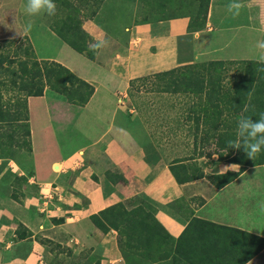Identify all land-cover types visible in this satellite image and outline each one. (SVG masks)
Segmentation results:
<instances>
[{
    "label": "crops",
    "instance_id": "obj_1",
    "mask_svg": "<svg viewBox=\"0 0 264 264\" xmlns=\"http://www.w3.org/2000/svg\"><path fill=\"white\" fill-rule=\"evenodd\" d=\"M20 2L23 18L26 0ZM241 2L244 7L240 15L233 16L226 10L230 0H210L204 28L192 33H188L186 17L166 22L158 35L151 25L135 26L141 42L131 52L136 53L134 57H140L142 49L172 58L173 63L155 72L127 75L124 90L134 78L185 65L178 61V45L184 39H191L195 58L264 63L256 48L257 42L264 41V0ZM94 25L90 22L83 28L92 34ZM233 46L244 53L229 52ZM254 51L255 58L250 55ZM129 56L130 53L126 66ZM105 71L114 73L111 69ZM81 79L96 84L91 79ZM97 86L99 83L85 106L72 105L79 110L77 132L64 136L56 156L37 158L32 146L28 171L12 158H0V264H48L52 245L65 247L72 255L88 253L97 264H125L117 232L103 215L113 206L124 210L126 202L133 198L149 203L156 220L174 239L181 236L193 218L264 239V164L239 165L237 171L210 173L208 180L204 175L178 183L170 171L173 160L147 158L150 135L135 111L118 105V91L101 93L104 100L108 93L116 98L113 108L95 105ZM33 98L43 96L29 98L28 104ZM58 169L61 172H55ZM221 177L223 183L219 182ZM50 184L59 187L62 197L58 203H50V213L45 214L41 212V193ZM93 216L108 230L98 226ZM153 264L174 263L170 258ZM246 264H264V248Z\"/></svg>",
    "mask_w": 264,
    "mask_h": 264
},
{
    "label": "trees",
    "instance_id": "obj_2",
    "mask_svg": "<svg viewBox=\"0 0 264 264\" xmlns=\"http://www.w3.org/2000/svg\"><path fill=\"white\" fill-rule=\"evenodd\" d=\"M209 1L203 0L199 3L194 23L188 25V33L204 28ZM77 2H80L79 11L86 8L81 4L85 2L84 0ZM46 18L51 19L52 16ZM56 25L57 22L52 21L49 27L72 50L83 54V50L77 48L75 43L64 38L63 33L67 28L60 31ZM64 26L67 27V24ZM226 67L235 68L237 72L230 75L224 83L226 77L223 75V69ZM148 83L153 85V88H150L151 92L176 97L177 101L171 100V107H165L169 112L173 111L178 119L173 129H177L178 121H180L178 128L182 124L184 126L183 120L191 123L187 124L188 130L173 131L175 136L173 140H179L181 137L191 139V142L185 144L186 149L193 150L189 158H210L218 155L220 160L244 167L264 164V150L253 160L247 157L242 148L236 150L227 146V141L236 139L237 120L242 113L257 120L258 116L255 115L264 112V63L228 60L182 65L130 80L127 90L129 98H132V89L138 90L140 86ZM46 89L61 95L68 104L77 107L85 106L94 93L91 84L76 76L65 66L54 60L39 59L26 37L0 40V148L4 149L0 150V158H8L6 155L14 149L25 152L28 156L31 155L28 100L43 96ZM246 105L249 111L243 112ZM134 107L138 115H142L141 108L135 105ZM160 110L157 108L155 114ZM143 124L147 129L149 123L143 122ZM147 131L152 140V147L155 137L150 130ZM170 133L172 132L165 134L161 139L168 142ZM205 146H214L218 151L204 155L202 151ZM224 150L223 155L221 152ZM182 162L183 160H173L170 165V171L178 183L204 177L203 174L198 177H180L176 165H182ZM133 204L134 206L131 207ZM128 205H130L128 210L116 206L106 210L108 213L106 222L117 232V243L125 264H148L151 259L141 255L140 248L149 249L159 241H163L168 250L166 254L160 255L158 260L171 258L174 264H186L185 261L193 262L194 259L197 260L194 264H202L207 259L213 263L224 259L228 261L231 257H233L230 261L232 264H246L264 248L262 238L196 218L189 222L180 237L174 239L156 220L154 210L149 203L133 198L129 200ZM92 219L98 226H103L102 222L98 221V217L93 216ZM194 224L206 228L204 239H209L207 242L198 244L195 241L196 232L192 231ZM103 229L108 230L105 226ZM198 235L202 234L198 233ZM209 235L216 236L221 243L214 242ZM244 238L256 244L253 250L247 248L250 251L241 252L246 249L242 242Z\"/></svg>",
    "mask_w": 264,
    "mask_h": 264
},
{
    "label": "rangeland",
    "instance_id": "obj_3",
    "mask_svg": "<svg viewBox=\"0 0 264 264\" xmlns=\"http://www.w3.org/2000/svg\"><path fill=\"white\" fill-rule=\"evenodd\" d=\"M84 1L81 4L85 5L86 8L79 11L80 2L78 3L77 0H54L57 5L56 15L46 20L45 18L48 16L45 15L40 20H37L28 15L23 18L20 17V0H0V40L22 39L26 37L31 42L35 55L38 58L54 60L68 68L78 77L91 79L97 85L99 83L95 105L99 106L101 103L103 107L108 106L113 108L116 98L110 93L115 90L116 92H121H117L116 96L118 98V105L122 106L126 111L129 109L136 111L134 105L141 108L142 115H138L136 111V118L142 123H149L147 129L155 137L153 146L151 147L150 145L146 149L147 158H166L167 160H165L169 162L170 160H183L182 165H176L180 177H198L203 174L208 180L211 176L210 173L224 171L228 162L220 160L218 155H213L210 158H189L193 150L191 148L186 149L185 144L191 142V139L188 140L181 137L179 140H173L175 138L173 135L174 130H188L187 124H191L183 120L184 126L181 122L182 125L178 128L180 124V121H178L177 129H173L178 119L174 116L173 111L169 112L165 107H171L170 102H172L171 100L177 101L176 97L170 94L151 92L150 88H153V85L148 83L145 86H140L138 90L132 89V98L130 99L127 94L129 86L124 90L125 84L123 83L127 75L155 72L173 63L172 58L165 55L161 56L159 54L143 52L142 49L138 55L140 57H134L136 53L131 52L137 49L141 42V38L134 32V27L148 24L156 28L154 34L158 35L166 22L182 18L181 16H186L189 24L194 23L199 3L203 2V0ZM22 21L24 24H22ZM52 21L57 22L56 28L60 29V31L63 28H67L63 33L64 38L67 41L75 43L77 48L83 50V56L72 50L64 43V40L55 35L49 27ZM29 22L33 25L32 30L25 33L23 26ZM90 22H94L97 26H93L95 27V32L92 34L87 33L83 28L84 25H88ZM64 24H67V27ZM96 39H103L108 43L107 46L94 52L89 50V48ZM178 46V61L185 63V65L220 61L195 58L191 39L182 40ZM228 49L229 52L237 55L244 53L242 48L233 46ZM129 53L130 56L129 60L127 59L126 66V57ZM250 55L255 58V51ZM95 63L101 67H98ZM106 69H111L114 73H108V71H105ZM223 71V75L226 77L223 80L224 83L227 82L230 75L237 72L235 68L231 67H226ZM96 84L92 83L94 89ZM104 91L110 92L106 93L105 100L102 99L101 95ZM178 102L182 103L179 100ZM28 107L32 146L36 157L50 158L56 156L57 146L64 141V136L66 134L71 136L76 134L75 120L78 118L79 110L68 104L64 97L48 89L44 91L43 98H33ZM157 108L161 110L155 114ZM186 120L189 121L188 118ZM229 120L232 121V118L229 117ZM169 132L172 133L169 134L168 142L161 139L162 136ZM0 150L3 151L4 149L0 148ZM215 150L217 152L218 148L205 146L202 152L206 155L207 153L215 152ZM221 153L224 155L225 150ZM3 154L5 153L3 152ZM6 156L14 159L23 169L27 171L30 169V158H32V155L28 156L25 152H19L14 149ZM220 179L219 182L223 183L224 179L222 178L221 181ZM198 202L197 200L196 204ZM128 204L129 201L126 202V210L130 208ZM107 217L108 213H105L103 218L106 220ZM205 230V227L194 224L192 231L196 232L195 241L198 244L209 240L204 239ZM198 233L202 235L199 236ZM209 237L214 242L221 243L216 236L209 235ZM242 242L243 247L246 249L241 252L250 251L247 248H252L253 250L256 245L253 242L247 241L246 238ZM50 249L52 256L48 264H97L96 260L89 256L88 253L78 252L72 255L70 250L60 245H52ZM140 249L141 255L148 256L151 259L150 262H147L148 264L159 262V256L166 254L165 252L168 250L165 248L163 241L155 242L149 249L143 247ZM205 254L207 255V253ZM232 258L228 261L224 259L223 261L217 260L213 263L207 259L202 264H232L230 263ZM194 262H197V260L194 259L193 262L185 261L186 264H194Z\"/></svg>",
    "mask_w": 264,
    "mask_h": 264
},
{
    "label": "clouds",
    "instance_id": "obj_4",
    "mask_svg": "<svg viewBox=\"0 0 264 264\" xmlns=\"http://www.w3.org/2000/svg\"><path fill=\"white\" fill-rule=\"evenodd\" d=\"M244 4L241 0H230L226 6V10L233 16H239ZM24 12L28 16L43 17L45 15L51 17L55 16L57 12V5L54 0H26ZM32 23L29 22L23 26V31L28 33L32 30ZM107 41L103 39H96L91 45L89 50L96 51L102 47L107 46ZM256 48L260 51V59L264 61V41H259ZM249 108L246 105L243 112H248ZM258 119L253 120V116H246L243 113L237 120L236 139L227 141V146L236 150L241 148L248 158L255 160L258 154L264 150V112L257 115ZM239 165L232 164L224 171L233 170L237 171Z\"/></svg>",
    "mask_w": 264,
    "mask_h": 264
},
{
    "label": "built area",
    "instance_id": "obj_5",
    "mask_svg": "<svg viewBox=\"0 0 264 264\" xmlns=\"http://www.w3.org/2000/svg\"><path fill=\"white\" fill-rule=\"evenodd\" d=\"M55 172H61L60 169L56 170ZM41 197H42V208H41V212L45 213V214H49L50 210L48 209L49 204H54L55 202H59L61 201V193L59 190V187L56 185H52L50 184L48 186V190L45 189L44 193H41Z\"/></svg>",
    "mask_w": 264,
    "mask_h": 264
}]
</instances>
